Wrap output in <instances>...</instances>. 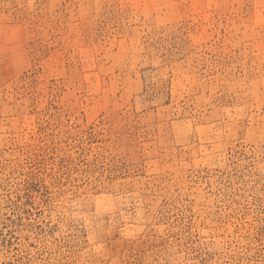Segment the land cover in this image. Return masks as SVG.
<instances>
[{
	"label": "rangeland",
	"instance_id": "obj_1",
	"mask_svg": "<svg viewBox=\"0 0 264 264\" xmlns=\"http://www.w3.org/2000/svg\"><path fill=\"white\" fill-rule=\"evenodd\" d=\"M0 264H264V0H0Z\"/></svg>",
	"mask_w": 264,
	"mask_h": 264
}]
</instances>
